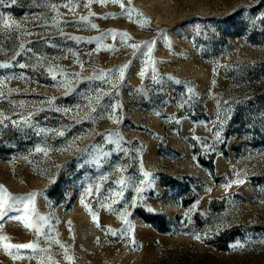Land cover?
Returning <instances> with one entry per match:
<instances>
[{"label":"rangeland","instance_id":"obj_1","mask_svg":"<svg viewBox=\"0 0 264 264\" xmlns=\"http://www.w3.org/2000/svg\"><path fill=\"white\" fill-rule=\"evenodd\" d=\"M0 15L20 22H0V185L36 193L0 219V264H264V3L4 0Z\"/></svg>","mask_w":264,"mask_h":264},{"label":"snow or ice","instance_id":"obj_2","mask_svg":"<svg viewBox=\"0 0 264 264\" xmlns=\"http://www.w3.org/2000/svg\"><path fill=\"white\" fill-rule=\"evenodd\" d=\"M16 2H17V0H9V3H11V4H15ZM113 2H116V0H113ZM3 3H4V0H0V4H3ZM257 3L258 4L259 3H264V0H257ZM121 7L122 8L124 7V5L122 3H121ZM82 19H86V18L82 17ZM0 22L3 23V27L4 28H17L18 29L20 27V22L14 20V19H11L10 17L9 18H4L2 15H0ZM92 27L95 28V27H97V25L93 24ZM153 43H154V41H153ZM145 44H147V42H145ZM23 47H24V45L21 44V49H23ZM131 47L138 49L139 48V45L133 44V45H131ZM151 51H152V48H151V46H149L148 47V52L150 53ZM127 66L128 65H124V66H122L119 69V71H120V78L121 79H123V77H124V69L127 68ZM49 71H52V69H49ZM141 75H143V73H141ZM89 79H92V78L89 77ZM113 87H115V86H113ZM188 91L189 92H192V89H189ZM54 99L55 98H53V100ZM50 107H51V103H50ZM92 111H96V109L93 108ZM109 118L114 119V120L116 119L115 109H113L112 114L110 115ZM2 123H3V119H0V124H2ZM12 123L13 124L22 123L24 125H31V119H30V117H24L21 122L12 121ZM58 135H61V136L64 135L63 131L58 132ZM215 136H216V139L217 140H220V133L219 132H216L215 133ZM109 142L110 143H115L117 145V147H119V141L118 140L117 141L109 140ZM205 147L207 148L209 146L206 145ZM36 151H38V152H45L46 150L43 147H37L36 148ZM103 155L104 156H107L108 153H103ZM88 162L99 163L100 161H99L98 158L93 157L92 161H85V163H88ZM121 171H123V169H121ZM144 175L147 177V176H150L151 174L145 172ZM244 182H245L244 180L238 178L237 180L231 181L228 185H226V187H231V185L233 183L240 184V183H244ZM117 183L124 184L125 183L124 178H121L120 180H118ZM148 186L151 187L150 184ZM91 191H92V189L89 188L87 190V193L86 194H90ZM144 191H145V188L143 186H141V187H139V188L136 189V192L138 194L139 199H143V197L140 196L139 194L143 193ZM209 191H211V189H209ZM35 195H36V193H30V194H27L26 196H13V194L10 193L7 190V188H5L3 185H0V219H2L9 212H12L13 210H16V207L15 206H16L17 202H20V203H23L24 204V209H25V212L27 213L28 207H29L30 204H32ZM127 215H128V213H127L126 210L121 215V218L125 220V223H128V221L126 219V216ZM16 218L17 219H21V217H16ZM22 219H24L26 227H29V228L35 227V225L31 222V218L28 215H25L24 217H22ZM93 219L98 220V217H96L94 215L93 216ZM113 234H115V233H113ZM196 238L197 239H200L199 236H197ZM0 240L7 241V240H9V238L6 237V236H0ZM57 243H59V241H57ZM61 246L63 247V245H61ZM236 246L237 245H234V247H236ZM4 247L5 248H8V249H10V248H29V249H33V248H36L37 245L36 244H33V243H26V244H19V245H13V244H10V243H5L4 244ZM41 251H44V250L41 249ZM69 259H70V257H69Z\"/></svg>","mask_w":264,"mask_h":264}]
</instances>
